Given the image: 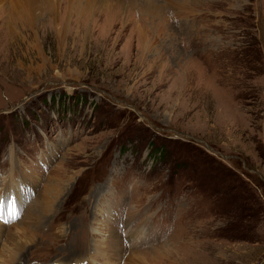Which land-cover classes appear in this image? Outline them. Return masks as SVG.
<instances>
[{"label": "rangeland", "instance_id": "obj_1", "mask_svg": "<svg viewBox=\"0 0 264 264\" xmlns=\"http://www.w3.org/2000/svg\"><path fill=\"white\" fill-rule=\"evenodd\" d=\"M5 191L0 264H264V0H0Z\"/></svg>", "mask_w": 264, "mask_h": 264}, {"label": "snow or ice", "instance_id": "obj_2", "mask_svg": "<svg viewBox=\"0 0 264 264\" xmlns=\"http://www.w3.org/2000/svg\"><path fill=\"white\" fill-rule=\"evenodd\" d=\"M22 208L17 207V201L11 194H0V222L12 223L20 218Z\"/></svg>", "mask_w": 264, "mask_h": 264}, {"label": "bare ground", "instance_id": "obj_3", "mask_svg": "<svg viewBox=\"0 0 264 264\" xmlns=\"http://www.w3.org/2000/svg\"><path fill=\"white\" fill-rule=\"evenodd\" d=\"M51 1V0H50ZM29 2V1H28ZM18 3V2H17ZM28 11L26 10V13H27Z\"/></svg>", "mask_w": 264, "mask_h": 264}]
</instances>
